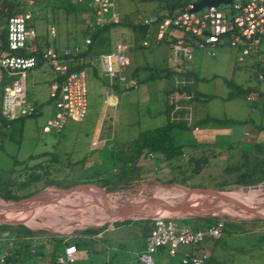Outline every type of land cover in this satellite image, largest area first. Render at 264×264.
Wrapping results in <instances>:
<instances>
[{
    "label": "rangeland",
    "instance_id": "1",
    "mask_svg": "<svg viewBox=\"0 0 264 264\" xmlns=\"http://www.w3.org/2000/svg\"><path fill=\"white\" fill-rule=\"evenodd\" d=\"M113 1L115 11L128 24L129 22H141L143 18L164 13L163 6L169 0ZM78 5L75 0H37V5L31 9L33 15L31 26L49 46H54L59 50L64 47L81 46L88 34L87 22L89 18L83 20L84 13L77 8ZM4 6L7 5L3 3V0H0V27L5 26V21L1 16V8ZM223 8L228 9L226 6ZM51 27L56 30L54 36L50 33ZM115 28L125 27L116 25ZM156 29V24L148 25L149 36L146 38L148 45L144 46L142 42L145 39V33H135L134 45L127 54L131 59V65L126 72L130 73L131 69L136 66L135 77L138 84L125 90L115 83L113 87L115 107L103 103V98L107 93L108 78L101 70L100 55L108 53L114 48L117 33L114 27H110L93 40L89 50L84 53L87 62L85 75L87 111L85 117L79 122L68 119L58 132H43L46 115L51 110L49 106L51 70L47 66L28 70L26 73L27 99L38 108L40 114L25 117L21 122L15 121L12 128L0 127V184L8 183L11 185V191L17 193L19 192L17 186L10 182L18 183L25 179L34 164H41L48 173L44 174V177L34 186L45 188L44 191L50 188L65 189L77 184L91 185L94 183L93 185L102 186L104 182L101 179L108 176H112L114 180L111 183L113 187L111 191H105V193L115 198L156 194V186H161L163 192L176 190V188L164 186L168 184L164 182L168 178V171L160 168L153 170L154 159L142 161L147 172L135 173L137 175L127 174L128 178L132 179L129 182L126 177L120 175L119 170L123 167L126 170L133 167V163L128 161L127 156L131 152L130 144L134 142L139 133L159 127L170 119L172 105L169 101L174 100L173 96L177 92L181 102L192 108L193 118L214 116L240 121L237 124L211 125L215 137L213 138L214 143L208 147V150L216 149L215 154L217 151L222 154H217L215 158L208 157V163L199 173L193 175L194 177L188 183L219 185L224 181L223 189H227L230 193L244 188L233 183L234 175L225 173L226 162L223 152L232 143L240 144L244 150L250 149L252 143H264V39L245 56L241 55L240 49L228 44L218 46L214 56L194 48L191 60H186L182 56L183 64L176 65L172 60L173 53L169 46L164 42L156 43ZM176 67L183 69V73L179 75L185 77H178L177 82H174L175 80L166 74V70H173L175 74ZM189 72L190 74H188ZM260 75L261 78H259ZM12 80H9L7 84H10ZM180 80H185L187 83ZM229 82L240 85L244 91L236 97L227 98L234 89L229 85ZM175 87H177V91ZM166 89L168 91L173 89L167 98ZM196 93L199 94V99L194 100ZM182 110L184 111H181V115L187 111V109ZM106 137L111 138L107 141V148L116 146L114 160L106 157L105 149L91 145L92 141H102ZM205 146L206 144H201L199 148L202 149ZM199 153L200 151H197L194 156H203V153ZM52 155L55 159H51ZM187 157L185 156L184 159L186 160ZM185 172L188 175L192 170L187 169ZM140 175L144 178L143 180L139 179ZM156 178L159 181L155 180ZM259 185L264 186V183H259ZM0 186L6 188L4 185ZM223 189L218 190L223 191ZM30 192V190H23L20 195ZM59 192L50 189L42 197L43 199L54 198L51 196L59 194ZM59 211L63 215L80 214L76 211ZM236 212L239 213L238 210ZM55 217L40 215L37 221L39 223L52 222ZM221 217L225 219L215 220L219 223L225 222L222 236L219 240L206 239L203 243L208 242L212 246L218 242L223 246L220 247L222 250L219 249V245L214 249V253L209 249L205 264H264V222L256 220L258 222L242 224L243 220L229 214L221 215ZM146 219L150 220V218ZM65 222L61 221L59 224ZM172 222L176 227L192 225V222L187 219L173 218ZM239 224L244 228L239 227ZM60 225L55 224L45 229H35L38 231L36 233L38 235L35 237H40L35 241L39 242L38 240L41 241L43 237L52 240L54 236L68 237L70 241H75L82 238L80 232L85 228L92 230L101 227L111 228V225L106 224H89L68 227L65 231H61L63 226ZM131 226L136 231V235H143L149 230L150 222L138 219ZM128 231L129 229L124 227L121 231L102 232V238L98 243L106 241L111 235L115 237L118 235H121L120 237L122 235L129 236ZM3 234L7 236V231ZM1 242L4 247L10 245L12 239L1 240ZM85 242L88 243L89 238L86 237ZM123 245L125 249L130 248L129 243ZM105 246L104 244L100 251H95L91 244H84L83 247L89 258L82 264H105L103 256L109 252ZM185 247L188 246L182 245L179 248L177 257L181 256V251ZM220 252H222L221 255Z\"/></svg>",
    "mask_w": 264,
    "mask_h": 264
},
{
    "label": "built area",
    "instance_id": "2",
    "mask_svg": "<svg viewBox=\"0 0 264 264\" xmlns=\"http://www.w3.org/2000/svg\"><path fill=\"white\" fill-rule=\"evenodd\" d=\"M8 1L12 5V13L8 5L2 7L5 40L0 36V69L13 77V80L3 87L0 100L1 115L12 120L19 117H31L38 113V108L27 99L26 73L28 70L44 65L52 72L49 83V102L53 113L43 126V132H58L68 119L75 122L82 121L87 111L85 82L87 62L84 53L92 43L91 37L87 35L81 46L64 47L61 50L54 46H45L42 38L31 26L33 22L31 8L34 7L36 0ZM75 1L85 6L92 15L87 22V29L90 32L108 24L121 22V18L114 10L113 0ZM197 1L199 0H188L171 16L159 19L155 15L143 18L141 22L136 21L143 25H157L156 43L162 40L167 41L173 53L172 60L176 65L183 64L182 56L186 60H191L194 48L214 56L218 46L228 44L240 49L241 55L245 56L264 39V0H230V2H220L216 6L207 5L192 11ZM55 32V29L51 27L52 36ZM124 34L120 33L111 51L100 55L101 70L108 78L109 93L105 98L106 105L115 106L116 104L112 95L115 83L125 90L138 84L137 78L126 72L130 66V58L127 54L134 45V39L133 37L129 40L124 39L122 37ZM147 36H149L148 31L145 33L143 46L148 45ZM38 44L42 46L41 51L38 49ZM182 70L181 67H176L175 74L173 73L174 82H177L178 77H185L179 75L183 73ZM261 77L260 75L259 78ZM175 89L177 91V87ZM173 97L174 100L169 101L172 105L170 119L184 120L189 126L192 125L195 119L192 108L181 102L177 92ZM182 109L187 111L181 115V111H184ZM0 127H2L1 121ZM191 129L199 132L203 128L192 125ZM105 141L106 139L94 140L91 145L103 148ZM171 219L162 215L150 219L151 226L145 238V247L137 255L140 264H152L153 254L159 249L163 248L171 257H175L182 245L198 248L206 239H219L222 236V223L193 229L187 226L176 227ZM62 239L65 246L61 252L55 254L54 264H70L84 256L74 243L67 242L65 238ZM30 252L35 253V249H30ZM5 258L6 254H0V264H5ZM206 259L207 253L199 249L183 252L184 264H205Z\"/></svg>",
    "mask_w": 264,
    "mask_h": 264
},
{
    "label": "trees",
    "instance_id": "3",
    "mask_svg": "<svg viewBox=\"0 0 264 264\" xmlns=\"http://www.w3.org/2000/svg\"><path fill=\"white\" fill-rule=\"evenodd\" d=\"M187 1L188 0H169V1H167L165 6H163L164 13L157 15L158 18L161 19L164 16H171L177 10H179L181 7H183ZM3 3L10 7V13H12L11 2L8 0H3ZM36 5H37V0H36L34 7ZM34 7H32L31 9H33ZM1 16L4 19V13L2 12V8H1ZM116 25H121L122 27L131 28L135 33L136 32L146 33L148 30V25H143L141 23H133V22H129L128 24H126L125 22L124 23L120 22L119 24L105 25L104 27L98 28L97 30L92 31V32H90L87 29V33H88L87 35H89L91 37V40L93 42V40L95 38H97L98 35H100L103 31H105L106 29H108L110 27H114ZM0 36L2 37V39L5 40V26L2 27V29H0ZM162 42L167 44L166 40H162L160 43H162ZM42 43L45 46H49V44L46 43L44 38H42ZM38 46H39L38 49H40V51H41L42 46L40 44H38ZM172 73H173V70H169V69L166 70L167 75L171 76ZM131 74H132V76H134L135 73L132 72ZM188 74H190V72ZM229 85L231 87H233L234 89L228 94L227 98L236 97L237 95H240L244 91V89L240 85H237L233 82H229ZM172 91H173V89L167 91L166 95L168 96L169 93ZM193 99L194 100L199 99V94L196 93V95L194 96ZM166 111H167V114L169 115L168 110H166ZM24 118L25 117H19L16 119L8 120V119L4 118L2 115H0V121L2 123V126L7 127V125H9L8 128H12V124L15 121L21 120ZM226 123L237 124V123H240V121L233 120L230 118H217V117H213V116H205V117H201V118H195L192 125H198V126H201V125L206 126L209 124L224 125ZM192 125L189 126L184 120L175 121V120L169 119L167 121V123H165L159 127H155V128H151V129H148L145 131H141L139 133V135L137 136V138L134 140V142L132 144H130L131 152L127 156L128 161L133 163V167H131L130 169H127V170L124 167L121 168L119 170L120 175L122 177H126L127 182H129L132 179L128 178L127 174H133V173L135 174L138 172H142V173L147 172L146 171L147 168L144 167V165H142V161L145 159H149L148 154L153 153V155H154L153 161H155V165H153L154 167L152 169L156 170V169L160 168V169H165L168 171V173H167L168 178H167V180L164 181L165 183H176V184H181L184 186H191V187L201 185L199 183L198 184H190L188 182H189V180L192 179V177H194L196 175V173H199L201 171V169L203 168V166L205 164L208 163V161H209L208 157L212 156L215 158L216 154H214L213 150L212 151L208 150V147H209L208 145H206L205 147L200 149L199 147L201 145L197 142H191L188 144H180V143L176 142L175 137H174L175 130H177V129H186L187 130V129L191 128ZM197 151H200L199 154L203 153V156H200V157L196 156L195 157L194 154L197 153ZM185 156H188L186 160L184 159ZM110 158L112 160L115 159L113 152L111 153ZM51 159H55L54 155H52ZM39 166H40V168H39ZM240 167H241V165H239L237 167V170H239ZM187 169L192 170V172L188 175H186L187 173L185 172ZM232 169L233 168L229 167L227 170L231 171ZM224 170H226V169L224 168ZM47 173L48 172L46 171V169H44V167H42L41 164H34V166L31 167V171L27 173V176L25 179L20 180L18 183H16V182L14 183L13 181L10 182L13 185L17 186L19 192L13 193L11 191V187H10L11 185H9L8 183H3L0 185H4L6 188H2L0 186V197L5 199V200H15V199L19 198V196H21L20 194H21V191H23V190H30L32 193L40 191L42 187H39V186L35 187L34 184L37 181H39L42 177H44V174H47ZM135 175H137V174H135ZM145 176L147 177V175H145ZM139 179L143 180L144 178L140 175ZM101 180L104 182V185H102L100 187H102L106 192L111 191L112 187H113L111 183H113V181H114L112 179V176L102 178ZM155 180L159 181V179H157V178ZM223 183H224V181L221 182L220 184L222 185ZM233 183L237 184L239 186H248V185H256L259 183H264V174L259 172L256 169V166H253L252 169H250V168L245 169L241 173L236 174L235 179L233 180ZM215 188L216 189H223L221 186H218V185H215ZM97 189L102 190L100 188H97ZM31 196H33V195L28 194V195L18 199L17 201L27 199ZM1 198H0V203H5ZM178 218L179 219H187V220L191 221L192 225L189 227L193 228V229L204 228V227L209 226L213 223H218V221L215 220L216 218H212V217H203V218H201V217H178ZM145 220L151 222V220H149V219H145ZM131 222H134V221H130L128 223H131ZM226 222H229V221H226ZM248 222L254 223V222H258V221H256V220H249V221L243 220L241 223L247 224ZM224 223L225 222H222V224H223L222 232L224 231ZM238 226L241 227L242 229L244 228L240 224ZM22 227L29 234H34V233L38 232V231L31 229V228H27L24 226H22ZM105 228L106 227H101L98 229L95 228L94 230H92L91 228H85L84 230H82L80 232L81 233L80 236H83V235H86L89 233H92V234L93 233H99V232L103 231ZM6 231H7L8 236H15V240H14V250H12V253L5 258V264L6 263L11 264V262H13L14 260H16L18 262V264H26V263L27 264H37L35 256H33L30 252V248L32 246V241H31L30 237L22 234L18 229L14 228V227H11L8 225H0V234L3 232H6ZM62 240L63 239L61 238V236H54V238L52 240H50L52 243V246H51V251L49 252L50 253L49 259L46 258V260H45L47 262V264H54L55 263L56 255H54V254L59 252L58 251L59 247H61V245H63ZM66 241H67V239H66ZM84 243H85V237L84 238L82 237V238L74 241V244L78 248H82ZM44 253H45L44 250H41L40 252H38V254H42V255H45Z\"/></svg>",
    "mask_w": 264,
    "mask_h": 264
},
{
    "label": "crops",
    "instance_id": "4",
    "mask_svg": "<svg viewBox=\"0 0 264 264\" xmlns=\"http://www.w3.org/2000/svg\"><path fill=\"white\" fill-rule=\"evenodd\" d=\"M77 8H79L84 13V17H82L83 20H88V18L90 19L92 17V15H91V17H89L90 12L85 6H82L79 4L77 6ZM114 10H115V5H114ZM121 22L124 23V20L121 19ZM0 29H2V27H0ZM114 30L117 33V38L119 37L120 33H123V34L125 33L122 36L124 39L127 38L129 40L131 37H133V39L135 38V32L131 28L125 27L122 29H116L114 26ZM116 41H117V39H116ZM116 41H115V43H116ZM92 43H91V45H92ZM87 50H89V47ZM130 65H131V59H130ZM40 66H44V65H40ZM132 72H134L135 73L134 76H136V73H137V67L136 66L133 69H131L129 74H131ZM170 77L173 78V74H171ZM51 78H52V75L50 77V80H51ZM11 79H13V77L8 76L6 74V72H4L3 70L0 69V87L2 86L1 91H0V99H1L2 91H3V87ZM49 83H50V81H49ZM165 91L167 92L168 89H166ZM108 93H109V90H108V86H107L106 96ZM112 95H113V98L115 100V97L113 94V89H112ZM106 96L103 98L104 104H105ZM166 98H167V95H166ZM49 106H50L51 110H50L49 114L46 115V121L51 117V115L53 113V108H52V105L50 102H49ZM107 106H111V105H107ZM39 114H40V111L38 110V113L36 115H39ZM36 115H34V116H36ZM31 117H33V116H31ZM198 118H201V117H198ZM17 121L21 122L22 119L17 120ZM15 123L12 124V127L14 126ZM211 125L213 126V124H209L206 126L201 125L200 128H203V129L200 130L199 132H194L191 128H189L187 130L186 129H177L174 132L175 140H176V142H178L180 144H188L191 142H197L200 145L206 144L208 146H211L214 143L213 138L215 137ZM21 126H23V124H21ZM103 139H106L104 146H102L103 149H105L107 151L106 157L110 158L112 152L114 153V156H115L116 146L107 148V141L111 138L106 137ZM225 150L226 151L223 152V156H224V159L226 162V165L224 167L226 169V170H224L226 174H231V175H234V177H235L236 174L241 173L245 169H249V168L252 169L253 166H256V169L259 172L264 174V143L263 142L252 143L250 146V149H248V150H244L242 148V146H240V144L232 143V144L228 145L225 148ZM215 151H216V149L214 150V154H215ZM217 154L220 155L222 153H220V151H217L216 155ZM153 157H154L153 153L148 154L149 159H153ZM239 165H241V167L239 168V170H237V167ZM229 167H231L233 169L231 171H228L227 169ZM132 224H133V222L126 223V224L114 225V226H111V228H107V229L105 228L104 231H101L99 233H93V234L89 233V234L83 235L81 237L89 238V242L88 243L85 242L84 244H91L95 251H100L102 249L103 245L104 244L106 245L105 248L109 252L107 254H105V256H103L105 264H140V262L138 261L137 255L145 247V238H146L148 231H146L143 235H141V234L136 235V231L131 226ZM150 226H151V222H150ZM124 227L129 229V231L127 232V234H129V236L122 235V237H120L121 235H118L117 237H115L114 235H111L108 237V239L106 241L98 243L99 239L102 238V234H103L102 232L106 233L108 231H112V232L121 231V229H124ZM38 238L40 239L39 236L38 237H35V236L30 237V239L32 241V246L30 249H32V248L35 249V253H31V254L33 256H35L37 264H47V262L45 260H46V258L49 259V256H50L49 252L51 251L52 243H51L49 238H44V237L41 238V241L38 240L39 242H36L35 240ZM6 239H12V242L10 245L3 247L1 240H6ZM13 239L15 240L14 236L10 237L8 235L5 236L3 233L0 234V254H6V257H7L12 253V250H14V240ZM66 239H67V242L74 243V241H70L68 237ZM124 243H129L130 248L125 249L124 245H123ZM217 245H219V249L222 250L220 247H223V246L220 245L218 242H215V245H212V246H210V243H208V242L202 243L198 248H191L188 246V247H185L181 251L180 257H177L178 254L175 257H171L168 254V252L162 248L153 254L152 264H184L183 263V252H185V251L193 252L196 249H199V250L204 251L207 254H209V249H210L211 252L213 251V253H214L215 252L214 249L218 247ZM64 246H65L64 244L61 245V247H59L58 251L61 252L63 250ZM77 249L80 250L81 252H83L84 256L82 258L75 260L74 262H72L70 264H76L77 262H79V264H82L83 261L88 260V258H89V255H88L87 251L84 249V247H82V248L77 247ZM41 250L45 251V253H44L45 255L38 254V252H40ZM219 254L221 255L222 252H220ZM210 256H211V254H210ZM11 264H18V262L16 260H14L13 262H11Z\"/></svg>",
    "mask_w": 264,
    "mask_h": 264
},
{
    "label": "water",
    "instance_id": "5",
    "mask_svg": "<svg viewBox=\"0 0 264 264\" xmlns=\"http://www.w3.org/2000/svg\"><path fill=\"white\" fill-rule=\"evenodd\" d=\"M220 2H230V0H199L194 3L192 11H196L202 8L203 6L207 5L216 6ZM214 184L215 183H207L206 185L203 184L199 186L188 187L180 184L168 183L164 186L176 188V190L172 191L176 193L177 191H180L179 194L176 195V193H173L165 194L163 196L158 194H152L149 196L139 197L124 196L118 198H107L101 202H93V207L91 206V208L85 210H87L88 213H95L96 211L100 210L103 212L107 211L110 213H112V210L115 211L114 215L116 216V218L114 220H105L102 224H100H106L111 226L126 224L130 221H135L138 219H151L158 215L168 216L170 218L212 217L216 219H225L224 217H221V215L215 216V214L222 213L224 215V211L227 208H231L233 210L236 209L238 210L239 214L242 215L232 217L238 218L240 220H260L264 222V208L262 207V205L242 203L228 196L226 194L228 192L227 189H223V191L218 190L213 186ZM91 185L102 189V191L105 193V190L102 187L93 184ZM75 186H83V184H77L68 188H72ZM218 186H221L222 188L224 187L221 184H219ZM252 186H258V184L243 187L247 188ZM55 189L65 190L63 188ZM44 190L45 188L41 189L38 192H30L23 194L15 200H5L1 197L0 198L5 200L6 202H14L28 194H32L33 196H35L32 200V205H34L35 207L53 208L57 209L58 211L76 210V213L82 212V210L75 208L76 204L71 202L69 203L62 201H53L48 199L44 200L42 197H40V194ZM112 208H114L115 210ZM19 214L21 213L18 212L15 215H9L4 210H0V225H8L14 227L18 229L22 234L27 235L28 237H34L38 235L36 233L29 234L27 231H25V229L21 225L22 222L19 220L20 218H18ZM243 214L247 215L243 216Z\"/></svg>",
    "mask_w": 264,
    "mask_h": 264
},
{
    "label": "bare ground",
    "instance_id": "6",
    "mask_svg": "<svg viewBox=\"0 0 264 264\" xmlns=\"http://www.w3.org/2000/svg\"><path fill=\"white\" fill-rule=\"evenodd\" d=\"M50 189H55V188H50ZM155 190H156V194L162 196L165 194L176 193L174 191L163 192L161 186H156ZM46 191H43L40 194V197H42L46 193ZM58 191H60L59 194L56 193L55 195L51 196L54 198H49L48 200L74 203L76 204L75 208L82 210V212L77 211L78 213H80L79 215H73V214L69 215V213L67 215L65 214L63 215L62 212L58 211L57 209L35 207L34 205H32V200L35 196L29 199L20 200L18 202H6L5 200L2 199L5 203H0V210H4L9 215H15L16 213L20 212L21 214L18 215V218H20L19 220L22 222L21 225L34 230L45 229L54 226L55 224L59 226L60 225L59 222L66 221L65 223L60 225L63 226L61 227L62 228L61 231L63 230L65 231L66 229H68V227L72 228L75 226L89 225V224L100 225L105 220H114L116 218V216L114 215L115 211L113 210L112 213L107 211L103 212L101 210L96 211L95 213H88V211L85 210L91 208V206L94 205L93 202H99V201L101 202L104 199L113 198L105 194L102 190H99L92 185L76 186L68 190H58ZM179 192L180 191H177L176 195L179 194ZM233 192L234 193L227 192L226 194L231 198L236 199L242 203L262 205V207L264 208V197H263L264 186L259 185V186H252L247 188H240L238 190H234ZM65 211L69 212L71 210H65ZM224 212L228 213L231 216H238V215L242 216L241 214L237 213L235 210L231 208H227ZM40 215H46V216L52 215L56 217L52 220V222L44 221L42 223H39L37 221V218ZM218 215H223V214L222 213L215 214V216ZM246 215L247 214H243V216ZM65 217L68 218L64 219Z\"/></svg>",
    "mask_w": 264,
    "mask_h": 264
}]
</instances>
